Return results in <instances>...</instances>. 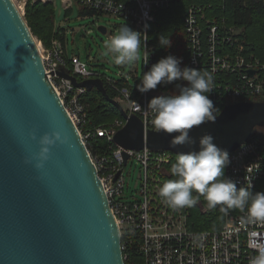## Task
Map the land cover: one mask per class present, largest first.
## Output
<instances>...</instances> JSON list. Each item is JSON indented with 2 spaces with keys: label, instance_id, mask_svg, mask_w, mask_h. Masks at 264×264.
I'll return each instance as SVG.
<instances>
[{
  "label": "built area",
  "instance_id": "1",
  "mask_svg": "<svg viewBox=\"0 0 264 264\" xmlns=\"http://www.w3.org/2000/svg\"><path fill=\"white\" fill-rule=\"evenodd\" d=\"M63 1L72 3V0ZM76 1L103 14L132 22L140 32L144 57L149 54L147 64L143 58V73L158 61L151 24L156 22L158 12L169 8L173 0ZM243 2L244 6L249 3L252 6L254 2L264 21V0ZM213 10L212 2H193L187 8L184 28L189 57L180 66L200 68L212 74L213 90L209 98L220 112L229 103L264 100V48H257L247 40L244 26L229 23L226 17L219 18ZM39 44L49 79L77 126L107 195L120 229L125 263L249 264L250 258L256 255L251 245L264 243V223L249 222L245 212L232 209L225 214L224 223L218 229L192 228L190 207L173 209L162 202L157 191L169 177L167 167L175 161L177 154L146 146L140 150L129 149L118 144L115 136L127 120L122 116L109 124H93L87 111L88 103L84 101L88 89L75 85L58 73H70L61 41L53 39L48 48L43 47L41 41ZM70 59L72 74L79 80L102 77L80 56L71 55ZM122 77L127 78L121 74ZM106 80L118 93L116 99L125 111L142 119L146 135L153 129L150 112L146 110L147 102L164 95L173 83L158 85L156 89L141 94L136 88L137 77L134 85ZM260 135L254 131L243 147L229 152L231 163L225 169V175L237 181L239 188L247 187V166L251 164L253 169L259 166L252 179L250 190L253 193L264 192V144ZM125 154L128 155L126 162ZM130 163L139 170L134 189L125 174Z\"/></svg>",
  "mask_w": 264,
  "mask_h": 264
},
{
  "label": "water",
  "instance_id": "2",
  "mask_svg": "<svg viewBox=\"0 0 264 264\" xmlns=\"http://www.w3.org/2000/svg\"><path fill=\"white\" fill-rule=\"evenodd\" d=\"M99 30L107 33L104 26ZM58 73L89 91L96 87L118 107L127 120L115 136L121 146L189 150L170 145L176 133L151 129L145 135L142 119L110 97L101 78ZM254 125L264 126V100L229 103L214 123L193 127L192 148L198 150V138L210 133L217 146L232 152L250 138ZM54 130L67 134L68 142L50 146L49 159L38 169L39 138ZM0 264H126L97 170L15 0H0Z\"/></svg>",
  "mask_w": 264,
  "mask_h": 264
},
{
  "label": "clouds",
  "instance_id": "3",
  "mask_svg": "<svg viewBox=\"0 0 264 264\" xmlns=\"http://www.w3.org/2000/svg\"><path fill=\"white\" fill-rule=\"evenodd\" d=\"M159 46L167 49L171 41L159 37ZM104 47L105 55L110 56L115 65L132 66L140 58V32L124 24L104 41ZM148 57L149 54L145 55L144 64H147ZM181 63V57L171 54L162 57L143 73L136 85L137 90L144 94L156 89L158 85L176 82L175 95L155 96L146 105L155 132L176 133L169 142L172 147L189 146L188 151L176 155L170 167L173 178L164 181L158 188L159 197L169 207L180 209L193 206L202 196L209 209L220 206L225 214L229 210L238 209L246 213L249 222L264 223V192L253 193L250 190L254 174L260 167L253 169L251 164L248 165L247 187L238 188L237 181L225 175V169L231 163L229 152L217 146L210 133H204L198 138V150L192 148V145L197 144V139L190 135V131L194 126L214 123L220 109L209 98L213 90L212 74L198 68H181ZM253 130L264 132V127L254 125ZM32 137L35 139V133H32ZM67 142V134L62 135L58 130L40 136L35 167L43 168L49 159L50 146ZM194 193L197 195L194 196ZM251 247L255 249L256 255L250 258L249 264H264V243L258 242Z\"/></svg>",
  "mask_w": 264,
  "mask_h": 264
},
{
  "label": "trees",
  "instance_id": "4",
  "mask_svg": "<svg viewBox=\"0 0 264 264\" xmlns=\"http://www.w3.org/2000/svg\"><path fill=\"white\" fill-rule=\"evenodd\" d=\"M80 4L79 1H77ZM193 2H212L213 12H216L219 18H227L229 23H238L247 28V33L244 36L257 48H264V21L259 14L258 6L246 4L243 0H173L172 5L157 14L156 22L151 24V35L156 45L157 60L169 54L182 58V63L185 62L189 55V50L186 47V34L184 28V16L187 8ZM81 5V4H80ZM80 14L82 16L92 14H103L93 8L81 5ZM69 13L72 6L65 8ZM212 11H209L211 13ZM25 18L32 29L34 35L47 48L51 46L53 39H59L65 48V57L68 61L69 72L72 74L71 55L66 51V33L63 27L56 25V6L51 0H28L25 4ZM159 37L170 40L171 46L167 49L159 46ZM183 68V67H181ZM200 71L203 69L198 68ZM101 79L107 89L110 97L117 98L118 93L109 84L102 75ZM136 79V77H135ZM120 82L130 85V80L122 77ZM175 83L168 87L164 95H175ZM180 83H186L180 81ZM263 100V98H259ZM84 101L88 103V113L91 121L95 125L109 124L116 118H121L122 114L117 106L106 98L103 93L94 87L88 90L84 97ZM129 112V111H128ZM264 144V133L260 135ZM264 148V146H263ZM170 166L167 167L170 173ZM171 174L166 178L172 179ZM197 194L194 193V196ZM202 205H207V202L200 196L196 203L190 207V224L195 229H218L224 223L225 213L220 210V206L215 209L203 210ZM139 262V261H138Z\"/></svg>",
  "mask_w": 264,
  "mask_h": 264
},
{
  "label": "rangeland",
  "instance_id": "5",
  "mask_svg": "<svg viewBox=\"0 0 264 264\" xmlns=\"http://www.w3.org/2000/svg\"><path fill=\"white\" fill-rule=\"evenodd\" d=\"M15 1L20 7H24L25 13V4L28 0ZM51 1L56 6V25L63 27L65 30L66 48L70 55L80 56L82 60L89 63L93 70L98 71L108 80L119 81L121 74H123L130 80V85L136 83L135 77L139 82L143 75L144 53L142 48H140V58L132 66H117L111 61L110 56L105 55L104 41L114 35L122 25L127 24L133 30L138 31L130 20L107 14L82 16L80 14L82 7L76 0H72L71 4H65L63 0ZM70 6H72V9L67 13L65 8ZM100 26L106 27L107 33L101 32L99 30ZM244 28L245 33H247V28L245 26ZM43 47L45 46L43 45ZM258 133L263 134L264 132L258 131ZM125 174L127 182L134 189L139 180V170L135 164L130 163ZM201 208L206 210L207 205H202Z\"/></svg>",
  "mask_w": 264,
  "mask_h": 264
},
{
  "label": "bare ground",
  "instance_id": "6",
  "mask_svg": "<svg viewBox=\"0 0 264 264\" xmlns=\"http://www.w3.org/2000/svg\"><path fill=\"white\" fill-rule=\"evenodd\" d=\"M21 9H22V11H24V7H20ZM39 46H40V44H39Z\"/></svg>",
  "mask_w": 264,
  "mask_h": 264
},
{
  "label": "crops",
  "instance_id": "7",
  "mask_svg": "<svg viewBox=\"0 0 264 264\" xmlns=\"http://www.w3.org/2000/svg\"><path fill=\"white\" fill-rule=\"evenodd\" d=\"M66 51H67V48H66ZM68 52V51H67ZM136 81V80H135Z\"/></svg>",
  "mask_w": 264,
  "mask_h": 264
}]
</instances>
